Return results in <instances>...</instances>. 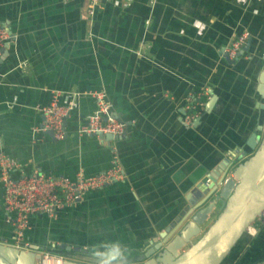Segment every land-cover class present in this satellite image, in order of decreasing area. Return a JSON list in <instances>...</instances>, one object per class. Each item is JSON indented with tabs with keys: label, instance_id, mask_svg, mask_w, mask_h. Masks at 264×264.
I'll return each instance as SVG.
<instances>
[{
	"label": "crops",
	"instance_id": "1",
	"mask_svg": "<svg viewBox=\"0 0 264 264\" xmlns=\"http://www.w3.org/2000/svg\"><path fill=\"white\" fill-rule=\"evenodd\" d=\"M99 2L89 16L90 0H0L10 35L0 56V151L19 163L15 176L34 168L71 180L106 171L116 156L125 181L88 192L52 220L31 217L24 241L95 254L116 242L122 253H143L198 202L209 174L226 160L235 167L259 144L247 148L260 118L264 0ZM244 30V53L227 60L223 50ZM199 89L215 104L187 125L184 98ZM54 92L78 94L63 140L32 133ZM94 92L125 124L122 138L77 135L96 108ZM2 193L0 183V243L13 246Z\"/></svg>",
	"mask_w": 264,
	"mask_h": 264
},
{
	"label": "water",
	"instance_id": "2",
	"mask_svg": "<svg viewBox=\"0 0 264 264\" xmlns=\"http://www.w3.org/2000/svg\"><path fill=\"white\" fill-rule=\"evenodd\" d=\"M262 60L264 62V55ZM256 90L260 118L247 145L248 149H253L259 143L256 150L235 167L226 168V160L219 166L221 172L209 174V181H203L202 189H198L200 199L186 208L176 220V226L152 238L150 250L122 253L120 264H264V221H256L264 212V64ZM208 93L206 112L211 111L216 100L211 92ZM98 137L117 139L110 135ZM242 153L243 157L247 154L245 149ZM253 225L256 232L250 236L248 233ZM245 236H249L248 242L236 257H232ZM43 251L62 257L63 264H101L100 253H87L78 246L58 245L44 249L30 245L25 250L23 243L19 247L0 243V264H41Z\"/></svg>",
	"mask_w": 264,
	"mask_h": 264
},
{
	"label": "built area",
	"instance_id": "3",
	"mask_svg": "<svg viewBox=\"0 0 264 264\" xmlns=\"http://www.w3.org/2000/svg\"><path fill=\"white\" fill-rule=\"evenodd\" d=\"M100 0H90L87 14L93 16L100 6ZM132 0H127V3ZM126 4V3H125ZM128 5V4H127ZM7 30L0 26V56L3 45L9 40ZM250 38L248 31L244 30L231 44L223 50L228 60H235ZM95 98L96 108L89 114L84 123L77 130V135L99 136L110 135L122 138L126 132L123 122L111 116V105L106 100L103 92L91 94ZM78 94L54 92L47 106L38 107L42 116L39 126L33 128V135L51 133L55 140H63L66 137L65 122L75 106ZM208 93L205 89L191 90L184 98V122L192 124L204 114V108ZM19 163L0 151V183L2 186V202L4 219L14 232V247L23 243V249L28 250L30 244L24 241L25 232L29 229L30 218L43 216L48 220L54 219L61 211L73 207L88 192L101 190L117 182H123L126 174L118 158L114 156L111 167L94 176H86L79 171L74 179L63 176H51L37 169H32L27 175L14 174L19 169ZM208 182V181H207ZM256 221H264V212ZM256 232L254 225L249 230V235ZM42 263L50 264L63 258L41 253Z\"/></svg>",
	"mask_w": 264,
	"mask_h": 264
},
{
	"label": "clouds",
	"instance_id": "4",
	"mask_svg": "<svg viewBox=\"0 0 264 264\" xmlns=\"http://www.w3.org/2000/svg\"><path fill=\"white\" fill-rule=\"evenodd\" d=\"M121 255L122 249L118 243H108L103 246L100 252L101 264H120Z\"/></svg>",
	"mask_w": 264,
	"mask_h": 264
},
{
	"label": "bare ground",
	"instance_id": "5",
	"mask_svg": "<svg viewBox=\"0 0 264 264\" xmlns=\"http://www.w3.org/2000/svg\"><path fill=\"white\" fill-rule=\"evenodd\" d=\"M50 264H56L54 262H50ZM58 264H63L62 262L58 261Z\"/></svg>",
	"mask_w": 264,
	"mask_h": 264
},
{
	"label": "rangeland",
	"instance_id": "6",
	"mask_svg": "<svg viewBox=\"0 0 264 264\" xmlns=\"http://www.w3.org/2000/svg\"><path fill=\"white\" fill-rule=\"evenodd\" d=\"M243 239V238H242ZM240 243H241V241H240ZM237 247H238V245H237Z\"/></svg>",
	"mask_w": 264,
	"mask_h": 264
}]
</instances>
